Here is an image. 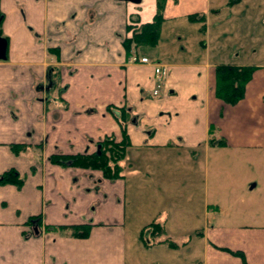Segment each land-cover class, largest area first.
<instances>
[{"label": "crops", "instance_id": "crops-1", "mask_svg": "<svg viewBox=\"0 0 264 264\" xmlns=\"http://www.w3.org/2000/svg\"><path fill=\"white\" fill-rule=\"evenodd\" d=\"M227 2L165 1L163 23L204 25V40L196 60L172 57L174 46L157 45L155 58L137 49L169 68L153 97V66L127 63L122 43L128 25L152 21L156 0H0V174L24 177L19 189L0 184V264H264V223H237L216 205L215 185L200 180L218 154H264V60L251 47L264 44V0ZM220 64L254 67L236 104L215 96ZM117 110L130 141L122 178L49 162L91 154L107 135L119 140ZM141 181L153 197L144 215ZM152 222L162 233L143 243ZM82 225L87 235L75 236Z\"/></svg>", "mask_w": 264, "mask_h": 264}, {"label": "rangeland", "instance_id": "rangeland-1", "mask_svg": "<svg viewBox=\"0 0 264 264\" xmlns=\"http://www.w3.org/2000/svg\"><path fill=\"white\" fill-rule=\"evenodd\" d=\"M165 1H163V8L165 6ZM193 28L194 26L190 25V23H188L186 19L170 21V22H166L165 24L163 23L161 26L160 37L158 42L159 48L158 46L156 48H145V49H142L143 47H141L140 49H138V52L142 54L143 53L147 54L151 58H155V52L157 48H158V53L160 52V46L162 47V49L166 48L167 46H174V48L178 51V53L172 54L171 55L172 57H177L181 59L189 58L193 60L200 59L201 52L199 47V42H200L199 39L200 37L202 38V34H201V30L199 32H196ZM128 33L131 34L130 31ZM258 33L263 34L264 37L263 29H260ZM260 37L262 38L261 35ZM251 47L252 49H255L257 51V54H260V56L262 55L261 56L262 59H260V61L264 60V44L254 45ZM135 52H137V50ZM139 57H146V56L140 55ZM156 59L161 60L159 57H156ZM130 64H134V63H130ZM151 65H153V63H151ZM166 80L167 77L165 80H163L161 84L162 87L161 92L162 90H164ZM153 81L154 84L151 90V96H153L152 92L156 87V84H158L157 80L154 79ZM153 97H158V96L156 95ZM124 112L122 113V115H124ZM108 136H112V135L104 136L99 141H102L105 137ZM98 142H96V144ZM128 148L129 147L126 148L125 155L127 153ZM94 153L95 152L93 151L91 154ZM125 155L123 159L119 162V166L121 167L122 177L124 174V165H122V162L125 159ZM112 164L113 163H111V165ZM211 164L209 165L208 175L203 172V174H201L200 180L202 182H205L204 184L206 185V187L208 185L210 188H212L211 187L212 184L215 185L214 192L216 195L213 196H217L218 198L216 204L218 205V208H220L222 212L226 214H233L235 215V218H239L236 219L237 223L263 224L264 223V154L262 155H250V154L230 155L229 153L221 154V155L218 154L216 158L211 162ZM211 166H213L215 169ZM71 167L78 168L76 166H71ZM79 169L82 170V168ZM83 170H85V173H80V174L82 175L84 174L86 177L88 176V174H93V176H95V174L100 173L99 175H101V172L99 171L89 170V169H83ZM74 172L76 174L77 171ZM190 176L193 179H197L195 174L192 172H190ZM173 179L174 180L177 179V182L176 183L173 182ZM213 180L215 181L213 182ZM178 182H179V175H175L172 176V181L168 180L165 183V185L168 186L170 184H177ZM147 187L148 185L147 182L145 183V181H141V184L136 186L137 192L135 195L139 198L138 199L139 203L136 208L138 209V212L141 213L140 215H144L146 203H148L149 209H152V201L148 202L147 197L151 199H153V197L148 195ZM133 189H135V187ZM170 192H171L170 189H165L164 194L168 195ZM126 210L127 213H129L130 215L133 211V207L128 204ZM133 212L135 213V211ZM135 220H136L135 225H137L138 227L141 225V223H143L140 222L138 218H135Z\"/></svg>", "mask_w": 264, "mask_h": 264}, {"label": "trees", "instance_id": "trees-1", "mask_svg": "<svg viewBox=\"0 0 264 264\" xmlns=\"http://www.w3.org/2000/svg\"><path fill=\"white\" fill-rule=\"evenodd\" d=\"M163 1L165 0L156 1V12L151 22L144 23L138 26H136L135 24H131L126 27L127 33L129 31L131 32V34L128 33L129 36H126L122 43L128 56L127 62L131 57H136V59L139 58V56L135 52L137 49H140L141 47L155 48L158 45L161 26L164 22ZM228 3L230 4V0L229 2H227V4ZM188 20L192 23L197 22L203 24L204 15H190L188 16ZM203 26L200 27L201 31H204ZM133 63L140 64L137 60ZM151 63H153V70L155 65L165 66L164 64L155 60H149L148 64ZM165 67L167 68V66ZM167 70L169 75V69L167 68ZM253 70L254 67L252 66L241 67L228 64L217 65L215 69V96L218 99H221L226 104H236L243 98L245 84L251 78ZM161 89L159 90L157 96H159ZM107 111L111 112L112 110L108 107ZM116 112L118 115L116 116V114H114L113 117L118 122L120 127V140H117L113 135L105 137L98 143L100 145V153L98 155L94 153L88 155L51 156L48 158L49 162L53 164H59L61 166L70 165L82 169L99 171L101 172V175L104 179L110 181L122 178L119 162L123 159L126 148L130 145V141L127 134L126 122L123 120L124 117L122 116L123 110H117ZM217 143L219 145H223L222 142ZM11 149L16 154H18L22 150H24V146L12 145ZM111 163L113 164L111 165ZM23 183L24 177L20 176L18 172L13 169L0 174L1 185H13L17 189H19L22 187ZM75 230L77 232L74 233V235L77 237H85L88 233V227L84 225L76 226ZM161 233V226L158 223L152 222L142 228L139 235V240H143L144 243L146 242L147 234L153 235V237H158L161 235ZM162 242L169 243L170 247L175 246V244H172V242L168 241L167 239L162 240ZM235 255L242 256L241 253H236ZM243 263L245 264L244 259Z\"/></svg>", "mask_w": 264, "mask_h": 264}, {"label": "built area", "instance_id": "built-area-1", "mask_svg": "<svg viewBox=\"0 0 264 264\" xmlns=\"http://www.w3.org/2000/svg\"><path fill=\"white\" fill-rule=\"evenodd\" d=\"M136 60L140 64H148L149 63V60L146 57H140L138 59H136V57H131L128 62L133 63ZM153 73H154V79L158 81V84H156V87L154 88V90L152 92L153 96H156V95H158V92L161 89V84H162L163 80H165L167 75H168V70L163 65H155Z\"/></svg>", "mask_w": 264, "mask_h": 264}, {"label": "water", "instance_id": "water-1", "mask_svg": "<svg viewBox=\"0 0 264 264\" xmlns=\"http://www.w3.org/2000/svg\"><path fill=\"white\" fill-rule=\"evenodd\" d=\"M125 1L131 2L134 4H137L140 2V0H125ZM5 52H6V40L0 36V60H5ZM51 85H52V82L50 81V85L42 89L47 91Z\"/></svg>", "mask_w": 264, "mask_h": 264}, {"label": "flooded vegetation", "instance_id": "flooded-vegetation-1", "mask_svg": "<svg viewBox=\"0 0 264 264\" xmlns=\"http://www.w3.org/2000/svg\"><path fill=\"white\" fill-rule=\"evenodd\" d=\"M0 19H1V15H0ZM48 79H49V82H48V84H47V86H49L50 85V81L52 82V77H51V72H49V74H48V77H47ZM51 87V86H50ZM44 88V87H43ZM100 142V141H99ZM98 142V143H99ZM96 144V151H94L97 155L100 153L99 151H100V145L99 144ZM98 147V148H97Z\"/></svg>", "mask_w": 264, "mask_h": 264}]
</instances>
